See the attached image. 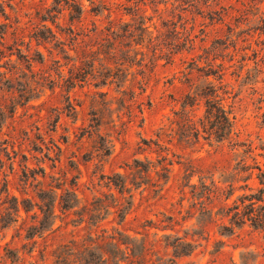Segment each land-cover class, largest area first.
I'll list each match as a JSON object with an SVG mask.
<instances>
[{"label": "rangeland", "instance_id": "rangeland-1", "mask_svg": "<svg viewBox=\"0 0 264 264\" xmlns=\"http://www.w3.org/2000/svg\"><path fill=\"white\" fill-rule=\"evenodd\" d=\"M261 173L264 0H0V264H264Z\"/></svg>", "mask_w": 264, "mask_h": 264}, {"label": "trees", "instance_id": "trees-1", "mask_svg": "<svg viewBox=\"0 0 264 264\" xmlns=\"http://www.w3.org/2000/svg\"><path fill=\"white\" fill-rule=\"evenodd\" d=\"M256 169L261 172V169L258 166ZM257 178L261 184L264 185V173L258 174ZM246 198L247 197L243 198V203L246 201ZM249 198H251V205L244 209V212L246 211L244 213L245 218H247V221L251 222L252 227L260 229L264 233V190H259L255 196H250ZM171 264H176V262L171 261Z\"/></svg>", "mask_w": 264, "mask_h": 264}]
</instances>
